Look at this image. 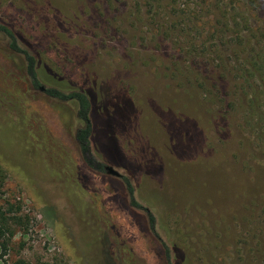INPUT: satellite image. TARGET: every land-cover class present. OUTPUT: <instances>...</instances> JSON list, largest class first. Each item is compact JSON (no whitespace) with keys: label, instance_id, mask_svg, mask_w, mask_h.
<instances>
[{"label":"rangeland","instance_id":"rangeland-1","mask_svg":"<svg viewBox=\"0 0 264 264\" xmlns=\"http://www.w3.org/2000/svg\"><path fill=\"white\" fill-rule=\"evenodd\" d=\"M203 1L177 0L154 16L137 0H0V22L37 55L45 85L93 94L96 155L134 171L135 198L159 220L155 236L118 176L85 165L77 105L34 89L0 33V92L23 108L37 153L0 122V204L23 219L9 220L0 264H169L163 231L182 264H264V159L243 112L229 114L232 74L198 75L186 62L188 37L214 43L218 17L235 6L264 29V0Z\"/></svg>","mask_w":264,"mask_h":264},{"label":"trees","instance_id":"trees-1","mask_svg":"<svg viewBox=\"0 0 264 264\" xmlns=\"http://www.w3.org/2000/svg\"><path fill=\"white\" fill-rule=\"evenodd\" d=\"M249 1L240 0L239 5L248 6ZM252 1L254 2V0ZM203 2L210 6H217V8L224 7L220 0H213L211 3L209 0ZM137 4L139 5V10L147 4L151 11L154 10V16H156V12L160 8H177L176 6L179 5L177 0H137ZM189 10L193 9L187 10L190 22L193 20L194 22L198 21L199 15ZM247 10L251 11L249 7ZM247 10L242 11L235 6V16L230 17L227 12L220 15L214 25L216 27V31H214L215 40L210 45L206 43L196 45L197 38L188 37L190 46L186 54L190 57V61L186 62L188 68H194L195 71L199 72L198 75L209 76L217 73L220 76L219 80L223 81L225 76L227 77V75L232 74L230 84H232L234 91L233 93L228 91V95L231 96L229 114L236 115L243 112L244 122L241 120V125L244 129L248 130L249 135L253 138L254 150L258 154L260 152V155L264 159V29L260 26L255 27ZM242 28H247V35L243 34ZM173 30L176 31L177 28L171 25L168 26L165 31V33L167 32L166 35L172 37L175 34ZM0 33L7 38L8 49L24 57L26 72L34 89L43 91L49 97L56 100L74 102L77 105V116L83 125L77 129L75 140L79 146L82 159L85 165L92 171L96 173L108 172L106 168L109 166V163H112L99 159L94 150L93 138L96 129L93 112L97 108V101H94L93 94L85 89L65 90L57 86H46L39 76V60L37 55L33 53L34 51L23 47L15 31L1 22ZM200 46L203 47V50ZM233 60H237V62L233 64ZM236 92L240 93H238L240 97ZM13 103L3 92H0V122L9 123L13 128L15 127L19 135H21L20 143H23L26 151H29L32 157H36L37 153H34L36 149L33 146L30 133L26 129L27 118L25 112L21 105ZM238 106L243 107V111L239 110ZM6 162L9 163V161ZM1 168L2 166L0 165V172ZM126 170L129 175L121 173L118 175L124 188L125 197L132 206L144 212L149 229H151L155 236H159L157 211L151 203H141L135 198L136 189L134 185L136 181L134 171H131L129 168H126ZM258 204V201L250 203L252 206H257ZM2 208L3 205L0 204V247L3 253H5L8 248L7 233L13 234L10 227L12 223L9 220H13L14 224H19L21 221L23 222V219L17 215H8ZM11 208L13 207L11 206ZM12 211L13 209H10L8 213H13ZM163 233L166 240L163 241L161 238H158L166 251L169 264H180L182 257H180L177 246L170 241L167 231H163ZM12 264L29 263L24 259H18Z\"/></svg>","mask_w":264,"mask_h":264},{"label":"water","instance_id":"water-1","mask_svg":"<svg viewBox=\"0 0 264 264\" xmlns=\"http://www.w3.org/2000/svg\"><path fill=\"white\" fill-rule=\"evenodd\" d=\"M107 171H108V173H110V174H114V175H116V176H118L120 173L116 170V169H114L112 166H107Z\"/></svg>","mask_w":264,"mask_h":264}]
</instances>
